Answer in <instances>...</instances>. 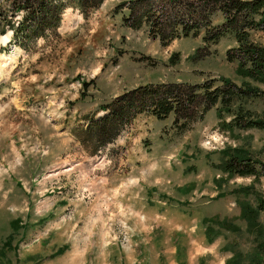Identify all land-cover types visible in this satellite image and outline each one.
Masks as SVG:
<instances>
[{
    "label": "rangeland",
    "instance_id": "374dc122",
    "mask_svg": "<svg viewBox=\"0 0 264 264\" xmlns=\"http://www.w3.org/2000/svg\"><path fill=\"white\" fill-rule=\"evenodd\" d=\"M143 7L66 4L28 50L0 36V264H264V211L242 216L264 198V178L223 169L237 148L264 162V131H226L214 107L197 106L185 130L171 113H139L103 146L77 140L100 104L157 82L249 85L232 106L264 121V85L225 59L231 37L162 45L143 19L128 26Z\"/></svg>",
    "mask_w": 264,
    "mask_h": 264
},
{
    "label": "trees",
    "instance_id": "16d2710c",
    "mask_svg": "<svg viewBox=\"0 0 264 264\" xmlns=\"http://www.w3.org/2000/svg\"><path fill=\"white\" fill-rule=\"evenodd\" d=\"M68 1V3L66 2ZM101 0H0V35L10 32L7 44H15L28 50L32 41L55 32L62 9L66 4L79 6L82 12L95 7ZM143 9L128 24L137 28L140 19L148 27V35L166 44L179 37H196L201 34L205 44L215 43L222 37H231L234 45L225 51V59L235 62L237 76L264 85V43L253 35L264 32V0H134ZM127 19L126 20L127 22ZM220 85L208 82H157L136 86L100 104L99 117H89L85 128L75 134L79 143L103 146L110 142L130 119L139 113H149L156 119L173 115V127L185 130L193 116L214 107L220 127L232 129H257L264 131V121L251 116L248 110L234 100L254 94L255 88L237 86L222 79ZM258 96V95H257ZM229 116V120L224 119ZM234 150V149H232ZM227 151H222V154ZM246 156L235 149L223 162L229 174L252 179L264 178V162ZM264 211V198L255 200L253 208H246L242 216L255 220ZM10 248H13L10 246ZM224 264H241L237 256H231Z\"/></svg>",
    "mask_w": 264,
    "mask_h": 264
},
{
    "label": "bare ground",
    "instance_id": "6f19581e",
    "mask_svg": "<svg viewBox=\"0 0 264 264\" xmlns=\"http://www.w3.org/2000/svg\"><path fill=\"white\" fill-rule=\"evenodd\" d=\"M4 35H6V34H4ZM3 36V35H2ZM4 38V37H3ZM5 39V38H4Z\"/></svg>",
    "mask_w": 264,
    "mask_h": 264
}]
</instances>
